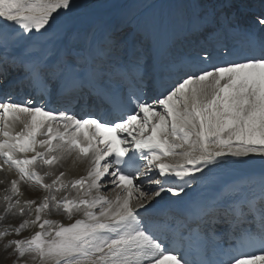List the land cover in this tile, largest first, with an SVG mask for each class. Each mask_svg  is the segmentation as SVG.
<instances>
[{
  "label": "snow or ice",
  "instance_id": "snow-or-ice-1",
  "mask_svg": "<svg viewBox=\"0 0 264 264\" xmlns=\"http://www.w3.org/2000/svg\"><path fill=\"white\" fill-rule=\"evenodd\" d=\"M77 6L0 0V172L16 173L0 179V222L22 218L0 240L13 264H264V173L258 195L231 187L195 228L174 207L222 158L264 164V0L251 24L243 0H189L188 49L163 61L136 45L116 55L126 40L111 27L99 41L66 30L61 55H34ZM69 157L83 175L57 171Z\"/></svg>",
  "mask_w": 264,
  "mask_h": 264
},
{
  "label": "bare ground",
  "instance_id": "bare-ground-1",
  "mask_svg": "<svg viewBox=\"0 0 264 264\" xmlns=\"http://www.w3.org/2000/svg\"><path fill=\"white\" fill-rule=\"evenodd\" d=\"M132 0H77V10L73 15L64 18V22L55 28V30L50 31L46 35H44L45 39L38 38L36 41H32L34 46H37L40 42L49 38V41L55 40L56 42L67 41L70 42V37L65 35L66 30H70L72 33L77 34L80 33V29H85L88 34L91 35L92 30L99 26L103 20L111 18V15H115L116 13L120 16V6L122 3H131ZM261 2L259 1L257 4L253 5L254 7L261 6ZM87 7L86 11H83V7ZM167 13H163V16L160 15L158 20V27L156 31V35L159 33L158 29L164 28L165 25L161 23L162 17L166 18ZM80 16V17H79ZM118 18H121L118 17ZM157 18V19H158ZM74 24V26H72ZM70 27H72L70 29ZM74 30V31H73ZM167 30V28L163 29V31ZM159 35V34H158ZM53 38V39H52ZM77 39H80L77 37ZM38 51V50H37ZM225 162L218 166H212V172L207 174V178L201 182L199 185H193L191 189H204L205 187H212L218 181L227 179H231L233 177L246 176L247 179L240 181L239 184L245 186L250 184L255 179H260L259 175H253V172L264 173V164L261 163L259 157H249V158H232L226 157L222 158ZM64 166H67L68 176L76 177L83 175L85 173V169L81 168L82 164L73 160V158L69 157L63 161ZM207 170V169H206ZM207 173V171H206ZM251 174V175H250ZM238 184V185H239ZM237 185V186H238ZM229 186L228 188H231ZM229 190V189H228ZM227 190V191H228ZM112 193H109L110 197ZM111 198V197H110ZM159 199V198H157ZM165 200V198H164Z\"/></svg>",
  "mask_w": 264,
  "mask_h": 264
}]
</instances>
